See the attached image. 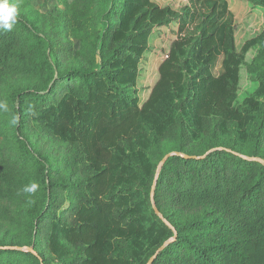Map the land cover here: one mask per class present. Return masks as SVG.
<instances>
[{
	"label": "trees",
	"instance_id": "trees-1",
	"mask_svg": "<svg viewBox=\"0 0 264 264\" xmlns=\"http://www.w3.org/2000/svg\"><path fill=\"white\" fill-rule=\"evenodd\" d=\"M10 2L0 264H264V0Z\"/></svg>",
	"mask_w": 264,
	"mask_h": 264
},
{
	"label": "rangeland",
	"instance_id": "rangeland-1",
	"mask_svg": "<svg viewBox=\"0 0 264 264\" xmlns=\"http://www.w3.org/2000/svg\"><path fill=\"white\" fill-rule=\"evenodd\" d=\"M33 6L41 11L44 14H54L57 11H63L64 7L63 5H61L60 0H29ZM69 2H73L75 0H68ZM178 1H184V0H178ZM221 18H222V22L223 23H228L231 19L229 16V13L227 12V10H221ZM227 19V21H226ZM255 24V23H254ZM251 26H254L253 24H250ZM247 30L248 28H246L244 25L239 26L237 28V33L238 35H243V33L245 32L244 30ZM75 48H78V43L75 42ZM157 65H158V60L155 59L153 61V64L151 66V68L149 69V74H148V84L152 85V83L155 80L156 77V70H157ZM212 72L214 73L215 76H220L221 74H223L224 69H223V56H220L219 59L217 60V62L214 64L213 68H212ZM249 87V86H248ZM247 87V88H248ZM249 92L254 95L255 98H262V96L260 95V92H258V90H254V89H249ZM3 95L2 92H0V96ZM34 126L36 127V132L39 133L40 128H38L37 124L34 123ZM9 139H10V134L6 129H2L0 128V150L8 148L9 146ZM44 139H42L43 141ZM59 143V142H58ZM57 142H54L51 144V147L55 150H57ZM57 145V146H55ZM61 146L63 147L64 151H66V145H64L63 143H61ZM29 193H23L21 192V194H19V198L17 203L19 204V206H17L16 208L14 207V204L16 203L15 200L11 201L10 197H6L5 200L1 203L3 207L7 208L10 213L13 214H17L21 208V205L23 203V206L26 207L27 204L31 201L30 198L28 197ZM14 199V198H13ZM14 231V229H12L11 225L7 222H5L3 219L0 218V238H5V237H9L12 235V232Z\"/></svg>",
	"mask_w": 264,
	"mask_h": 264
},
{
	"label": "clouds",
	"instance_id": "clouds-1",
	"mask_svg": "<svg viewBox=\"0 0 264 264\" xmlns=\"http://www.w3.org/2000/svg\"><path fill=\"white\" fill-rule=\"evenodd\" d=\"M17 4L10 0H0V30H11L17 21ZM38 188L35 183L24 188V192L34 194Z\"/></svg>",
	"mask_w": 264,
	"mask_h": 264
},
{
	"label": "water",
	"instance_id": "water-1",
	"mask_svg": "<svg viewBox=\"0 0 264 264\" xmlns=\"http://www.w3.org/2000/svg\"><path fill=\"white\" fill-rule=\"evenodd\" d=\"M163 164V163H162ZM162 164H161V166H162ZM152 199H153V194H152Z\"/></svg>",
	"mask_w": 264,
	"mask_h": 264
}]
</instances>
